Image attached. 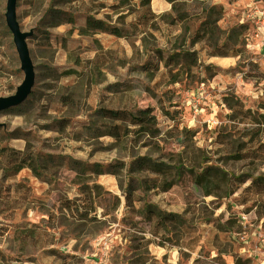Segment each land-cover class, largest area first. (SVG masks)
Here are the masks:
<instances>
[{"label":"rangeland","instance_id":"1","mask_svg":"<svg viewBox=\"0 0 264 264\" xmlns=\"http://www.w3.org/2000/svg\"><path fill=\"white\" fill-rule=\"evenodd\" d=\"M8 1L0 0V100L16 95L26 78ZM48 1L16 0L35 82L22 104L0 113V128L20 138L8 140L12 148L38 157L40 175L6 181L0 169V264H260L264 0H188L183 7L201 12L209 1L223 8L220 43L240 51L229 59L209 55L205 43L191 47V33L160 19L172 9L160 0L152 1L154 26L138 35L128 16L122 38L85 35L80 19L48 29L41 20ZM114 2L97 1V18L110 15L121 26V14L109 10ZM188 51L197 53L195 64ZM174 53L178 64L170 66ZM102 109L156 117L158 133L131 127L111 136L121 122L103 118ZM245 143L248 156L236 158ZM207 168L225 178L214 172L197 184ZM258 178L263 186L247 189ZM164 213L174 217L163 223ZM22 229H33L34 239L15 240Z\"/></svg>","mask_w":264,"mask_h":264},{"label":"trees","instance_id":"2","mask_svg":"<svg viewBox=\"0 0 264 264\" xmlns=\"http://www.w3.org/2000/svg\"><path fill=\"white\" fill-rule=\"evenodd\" d=\"M99 0H90L88 3L86 0H49L47 3V8L42 17V22L44 26L48 29L58 27L63 24L74 25L79 19L86 20V31L85 35L95 34L96 31L106 33L117 38H122L125 35L124 27L126 25L125 20L128 16H133L135 20L130 23V26L134 29L135 33L138 35L145 34L149 28L153 27L159 15L155 13L152 7L153 0H139L138 3H133L134 0H115L113 5L109 6V10L114 13L121 14L118 19V22H121V26L116 23H112L111 16L107 15L105 19L97 18V8L100 5H97ZM172 5L171 11L165 13L163 16H160V19H165L167 25L172 28L181 27L182 31L186 33H191L192 37L190 39V46L193 47L197 43H205L207 48L210 50L211 56L215 57H237L240 55L239 49L232 46L229 42L221 41V36L217 23L223 15V8L218 7L217 5H210L208 7L207 3L209 1H201L204 7L201 9V12H182L183 7L187 6L190 1L188 0H165ZM235 2L237 0H231ZM127 10L126 15H122L124 10ZM141 28V29H140ZM43 34L48 38L49 33L43 32ZM162 57V52L158 51ZM185 55L188 56L191 60V64L197 62V53L195 51L185 52ZM177 54H171L168 57V61H172L169 65H177ZM188 72H191V67L187 68ZM235 105L238 107L237 110L239 115L242 117V120L247 119V114L244 110V106L241 101H236ZM260 108L264 111V101H262ZM100 115L103 118L112 120L114 122H121L119 125H114L110 129L109 135L117 137L122 133L123 136L129 134L131 127L138 128L140 133L147 135L155 136L158 133V130L155 128L157 124L156 117L152 116H135L127 111L120 110H111V109H102L99 111ZM261 124L264 126V114L260 116ZM261 126V125H260ZM261 128V127H259ZM261 129H258L257 133ZM7 133H2V128H0V166L3 172L4 180L15 179L23 169H30L34 176L39 178L40 175V165L37 164L36 159L27 151H20L12 148L8 144V140L11 139H20L19 137L13 138L12 135ZM254 135V136H255ZM9 136V137H8ZM246 143L239 144L236 146L235 151L232 153L236 158L245 157L243 152L246 151ZM262 147V145L260 146ZM262 153V151H261ZM246 156H248V150L246 151ZM264 154V153H263ZM254 158H259V153H252ZM36 164V165H35ZM97 166V165H96ZM214 172H219L221 174V180L225 178V172L220 169L207 168L206 171L201 173L197 179V184H200L202 181H207V177L215 174ZM218 173V174H219ZM260 178L254 179L253 183L247 187L251 188L259 183ZM245 182V181H244ZM169 183L163 191H167ZM261 187L263 185L257 184ZM149 188H158L156 184L153 187ZM147 212L146 216L150 217L151 210L153 209L150 206L146 207ZM163 223L167 219H172L174 217L171 213H164ZM79 220L84 218L79 217ZM35 237V231L33 229H26L17 231L14 235L15 240H21L23 242H28V240H33Z\"/></svg>","mask_w":264,"mask_h":264},{"label":"water","instance_id":"3","mask_svg":"<svg viewBox=\"0 0 264 264\" xmlns=\"http://www.w3.org/2000/svg\"><path fill=\"white\" fill-rule=\"evenodd\" d=\"M15 9L16 0H9L6 15L7 24L13 34L14 42L25 71L26 78L16 95L0 100V113L22 104L31 94L35 82L33 65L25 42V37L17 23Z\"/></svg>","mask_w":264,"mask_h":264},{"label":"built area","instance_id":"4","mask_svg":"<svg viewBox=\"0 0 264 264\" xmlns=\"http://www.w3.org/2000/svg\"><path fill=\"white\" fill-rule=\"evenodd\" d=\"M242 226H247V217H242L241 219ZM263 221V220H262ZM263 223V222H261ZM256 249L254 250V256L259 261L260 264H264V232L262 227L256 229Z\"/></svg>","mask_w":264,"mask_h":264},{"label":"crops","instance_id":"5","mask_svg":"<svg viewBox=\"0 0 264 264\" xmlns=\"http://www.w3.org/2000/svg\"><path fill=\"white\" fill-rule=\"evenodd\" d=\"M86 1H90V0H86ZM99 1H114V0H99ZM153 1H155V0H153ZM160 1H161V3H163V4H167V5H169V7H170V4H169L168 2H166L165 0H160ZM164 2H166V3H164ZM80 22H81L82 26H83V25L86 26V20H85V19H80ZM229 58H230V57H223V59H229ZM233 58H234V57H233ZM233 58H232V59H233ZM29 174L32 175V176H34L33 173H32V171H31L30 169H23L17 177H18V178H19V176H22V177H23V176H24V177H28ZM43 190H44V189H43Z\"/></svg>","mask_w":264,"mask_h":264}]
</instances>
